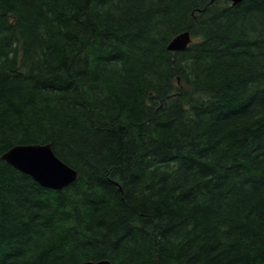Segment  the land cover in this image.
Here are the masks:
<instances>
[{"label": "trees", "instance_id": "1", "mask_svg": "<svg viewBox=\"0 0 264 264\" xmlns=\"http://www.w3.org/2000/svg\"><path fill=\"white\" fill-rule=\"evenodd\" d=\"M103 259L264 264V0H0V264Z\"/></svg>", "mask_w": 264, "mask_h": 264}, {"label": "water", "instance_id": "2", "mask_svg": "<svg viewBox=\"0 0 264 264\" xmlns=\"http://www.w3.org/2000/svg\"><path fill=\"white\" fill-rule=\"evenodd\" d=\"M215 1V0H212ZM226 1V0H224ZM245 0H229L237 5ZM191 43L188 32L175 37L167 49L172 52L183 51ZM1 159L20 173L29 176L40 187L50 190H62L77 179V172L60 161L53 153L50 145H17L6 151ZM81 264H112L103 259L85 261Z\"/></svg>", "mask_w": 264, "mask_h": 264}]
</instances>
